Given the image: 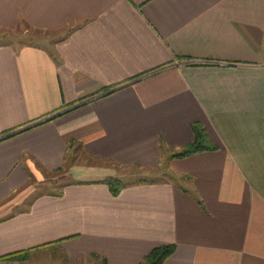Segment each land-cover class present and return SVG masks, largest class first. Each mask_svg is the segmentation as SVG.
<instances>
[{
  "label": "crops",
  "instance_id": "1",
  "mask_svg": "<svg viewBox=\"0 0 264 264\" xmlns=\"http://www.w3.org/2000/svg\"><path fill=\"white\" fill-rule=\"evenodd\" d=\"M24 25L56 35L0 42V256L264 264V0H0ZM194 123L216 149L173 157Z\"/></svg>",
  "mask_w": 264,
  "mask_h": 264
},
{
  "label": "rangeland",
  "instance_id": "2",
  "mask_svg": "<svg viewBox=\"0 0 264 264\" xmlns=\"http://www.w3.org/2000/svg\"><path fill=\"white\" fill-rule=\"evenodd\" d=\"M56 35L54 31H46L41 29H36L30 26H22L16 29L8 30L5 28H0V42L4 41H17V43H21L19 45L25 44L27 42H44L52 39V36ZM54 37V36H53ZM122 172L125 174L126 181H138L142 178H151L153 176L159 175L164 178H168L166 173L162 171L151 174H147L139 167H130L123 168ZM162 172V173H161ZM149 176L147 177L146 176ZM145 178V179H146ZM68 179L67 173L65 171H61L52 176L48 175L46 180L37 186V192L40 191H50L60 188V183H64ZM173 179V178H172ZM179 183V182H177ZM0 264H99L97 258L90 257L89 259L79 258L76 261H71L68 259L67 255L64 251L56 246H49L45 249L38 248L36 250H32L26 259L18 260V261H10L9 263H0Z\"/></svg>",
  "mask_w": 264,
  "mask_h": 264
},
{
  "label": "trees",
  "instance_id": "3",
  "mask_svg": "<svg viewBox=\"0 0 264 264\" xmlns=\"http://www.w3.org/2000/svg\"><path fill=\"white\" fill-rule=\"evenodd\" d=\"M195 139L190 144L183 147L179 152L175 153L173 157H186L201 151L216 149V145H214L206 131V129L202 126L201 123H194L192 125ZM61 171V170H60ZM110 187L112 193L114 195H118L120 191L129 183L123 181L119 177H109L104 180ZM139 182H145L147 179L142 178L138 180ZM58 242H50L46 245L56 244ZM25 249L19 250L15 252H11L0 256V263H9L10 261H18L27 258V255L33 250ZM176 250L175 244H162L155 248H153L148 254H146L140 264H164L165 260L172 255ZM92 257L101 259L100 264H107V258L101 257L98 254L92 255Z\"/></svg>",
  "mask_w": 264,
  "mask_h": 264
}]
</instances>
